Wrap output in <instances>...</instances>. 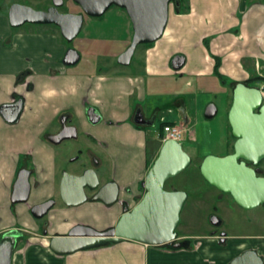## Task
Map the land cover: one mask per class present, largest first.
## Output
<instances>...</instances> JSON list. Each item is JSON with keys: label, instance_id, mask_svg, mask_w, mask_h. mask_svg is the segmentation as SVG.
Wrapping results in <instances>:
<instances>
[{"label": "crops", "instance_id": "obj_1", "mask_svg": "<svg viewBox=\"0 0 264 264\" xmlns=\"http://www.w3.org/2000/svg\"><path fill=\"white\" fill-rule=\"evenodd\" d=\"M187 4L189 9L183 13L169 5L162 36L136 56V71L35 74L31 78L18 70L28 43L24 35L14 36L10 48L0 37V105L23 100L14 123L6 122L0 114V239L7 232L17 236L12 264H230L248 249L255 250L264 261V235L256 238L259 244L247 245L244 236L227 234L222 242L210 232L186 234L182 237L186 242L179 248L124 239L70 254L54 253L48 245L51 236L66 234L75 224L97 230L112 227L125 206L130 209L135 205L144 192L141 181L163 142L161 130L153 136L147 127L158 116L161 123L180 125L184 134L192 133L188 139L201 143L196 153H188L198 165L208 154L223 156L232 151L227 115L233 88L250 78L246 85L261 88L264 84V0H188ZM116 8L114 14H118L125 32L111 40L122 42L125 49L132 37V25L125 10ZM105 22V18L100 20ZM61 53L59 48L56 57ZM175 55L185 59L179 69L171 65ZM213 57L219 59V78L213 74ZM215 89L219 90V104L213 100ZM211 102L217 112L218 107L226 109L219 124L222 144L215 153L208 136L212 134L207 131L209 119L204 117V109ZM90 107L100 115L97 123L88 119ZM138 109L144 118L152 120L151 124L133 121ZM61 115L76 127L77 136L80 129L100 146L108 169L105 181L117 184L119 197L112 206L86 201L56 209L52 212L56 227L52 223L39 232V225L28 212L51 197L60 181L51 146L57 144L49 142L47 136L56 131ZM23 168L31 171L29 197L26 202L13 203V184ZM104 224L106 228L101 229Z\"/></svg>", "mask_w": 264, "mask_h": 264}, {"label": "water", "instance_id": "obj_2", "mask_svg": "<svg viewBox=\"0 0 264 264\" xmlns=\"http://www.w3.org/2000/svg\"><path fill=\"white\" fill-rule=\"evenodd\" d=\"M65 0H51L46 9H34L31 6L12 3L7 12L8 22L12 27L25 23L53 24L60 34L71 42L81 31L84 18L100 17L112 6L123 8L132 25V37L127 47L118 55L117 63L129 65L136 48L159 39L166 27L171 0H73L81 9L76 12H61L59 8ZM80 53L68 47L62 57V63L72 66L79 62ZM182 55H175L171 65L179 69L184 63ZM21 98L0 105V114L8 123H14L22 110ZM217 113L216 105L208 103L204 109L206 119ZM88 119L92 123L100 120L99 113L90 107ZM66 115L61 116V128L47 136L53 144L66 139L77 138V129L66 124ZM231 133L235 137L232 152L217 156L208 154L199 164L203 178L218 190L229 193L240 207L250 209L264 204V176L257 166L264 159V97L256 86L238 82L232 91V102L227 115ZM136 124L148 125L152 120H145L138 109L133 117ZM191 163L190 155L180 142L165 140L158 154L148 168L141 186L144 192L130 209L125 206L114 226L97 230L84 224L73 225L66 234L50 237L49 248L57 254H70L92 247L101 242H117L124 239L154 246H172L179 248L183 242L177 240L176 226L187 193L180 189H165V182L183 171ZM31 171L20 169L13 184L11 201L26 202L30 193L29 176ZM94 191L89 197L86 190ZM59 195L64 205L79 206L86 201H100L112 206L118 201L119 188L113 181L100 185L99 178L92 168L72 174L63 171L59 181ZM55 204L54 199H47L30 208L35 218H42ZM213 225H220L221 219L210 216ZM45 234V231H44ZM225 232L220 233L225 236ZM224 240V239H223ZM17 243L14 232L5 233L0 239V264H12V257ZM230 264H264L263 258L253 249L243 251L234 257Z\"/></svg>", "mask_w": 264, "mask_h": 264}, {"label": "rangeland", "instance_id": "obj_3", "mask_svg": "<svg viewBox=\"0 0 264 264\" xmlns=\"http://www.w3.org/2000/svg\"><path fill=\"white\" fill-rule=\"evenodd\" d=\"M12 3L28 5L34 9H46L51 5V0H0V17H3L0 18V37L3 36V41H6L5 45L10 48L13 45V41H11L13 37L21 34L28 41L23 52L24 62L22 67L18 69L19 71H26V76L33 78L35 74L41 76L42 74L49 75L52 73L57 75L65 73L77 74L80 76L83 72L87 73V71L89 72L88 75L92 73L96 75L102 72L112 74L115 71H136L133 65L136 61V56L140 54L144 47L143 44L137 47L135 57L133 56L130 65L122 66L117 63V57L124 50V44L112 41L111 37L123 36L125 31L118 14H114L113 8L116 7L108 9L101 18L85 16L80 33L71 42H67L60 34L58 27L53 24L25 23L19 27H12L7 17L8 8ZM172 5L173 3L171 2ZM117 9L119 7L115 10ZM59 11L79 13L81 9L73 0H65ZM103 18L106 19L104 24L100 23ZM5 28L6 33L4 34L3 30ZM31 36L32 38H26ZM33 37L35 38L33 39ZM32 42L37 43L33 44ZM68 47H73L80 53V60L76 65L65 66L62 63L63 54ZM59 48L63 49V53L56 57ZM218 91L215 89L213 100L219 104V97H216ZM225 111V108L218 107L216 116L206 120L208 123L207 131L212 134L208 136L214 145L212 148L214 153L219 151L222 144L219 124L221 126ZM165 114V117L170 118L168 113ZM166 120L169 119L166 118ZM76 121L74 120V123ZM53 124H56V121ZM57 127L58 125H56V129ZM147 127L153 136L160 130L162 131V123L159 116L152 125ZM51 130L54 129L52 128ZM188 138L189 136L185 133L180 143L187 153L194 154L200 148L201 143ZM96 143L79 129L77 138L66 139L57 145H51L56 155L55 159L59 168L58 174H62L63 171L76 174L84 169L92 168L95 170L100 183H103L108 178L107 163H105L106 159L100 146ZM99 159L103 161L100 163ZM196 160L191 161L183 171L165 183V189L167 190L180 189L187 193V198L180 211L179 223L175 229L178 237L176 241L182 243V237L186 234H202L210 231L214 226L210 224L209 218L211 215H216L222 220V223L215 229L225 231L226 234L233 237L244 236L247 245L259 244V240L256 238L264 235V207L259 205L245 209L237 206L229 195H223L220 190L210 185L203 178ZM259 167L264 172V160L261 161ZM54 190V194L51 197L44 199L55 200V204L46 215L36 219L28 212L31 219L39 225V232L42 229H47V226L52 223L56 227L57 218H53L52 212L66 206L62 203L59 195V182L54 187ZM29 201H33V198H30ZM99 227L103 229V227L106 228V225H100Z\"/></svg>", "mask_w": 264, "mask_h": 264}, {"label": "built area", "instance_id": "obj_4", "mask_svg": "<svg viewBox=\"0 0 264 264\" xmlns=\"http://www.w3.org/2000/svg\"><path fill=\"white\" fill-rule=\"evenodd\" d=\"M262 96L264 97V84L260 88ZM162 126V141L171 139L180 142L184 135V128L180 125L171 124L163 122ZM192 133H188V136L191 137Z\"/></svg>", "mask_w": 264, "mask_h": 264}, {"label": "trees", "instance_id": "obj_5", "mask_svg": "<svg viewBox=\"0 0 264 264\" xmlns=\"http://www.w3.org/2000/svg\"><path fill=\"white\" fill-rule=\"evenodd\" d=\"M187 1L188 0H171V2L173 3V7H174V10L175 12L177 13H183L185 11H188L189 7H188V4H187ZM112 7H116V6H112ZM122 10H124L123 8H121ZM103 16V15H102ZM102 16L98 17V18H101ZM57 27V26H56ZM151 43H148V44H143L144 46H148L150 45ZM214 60H215V63H214V71H213V74L215 76H217L218 78L221 77L220 76V73L218 71V67H219V59L218 57H213ZM253 78H250L249 80H247L246 82H250ZM245 82V83H246ZM235 84V83H234ZM164 123H162V126H163ZM162 133V131H161ZM199 166V165H198ZM166 183V182H165ZM186 242V241H185ZM110 242H101V243H98L96 245H94L93 247H98V246H102V245H105V244H108ZM167 247H171L172 246H167Z\"/></svg>", "mask_w": 264, "mask_h": 264}, {"label": "flooded vegetation", "instance_id": "obj_6", "mask_svg": "<svg viewBox=\"0 0 264 264\" xmlns=\"http://www.w3.org/2000/svg\"><path fill=\"white\" fill-rule=\"evenodd\" d=\"M137 111V110H136ZM136 111H135V113H136ZM135 115V114H134ZM62 116V115H61ZM61 116H60V118H59V121H58V127H57V129H56V131L54 132V133H56L57 131H59L60 130V128H61ZM144 118V117H143ZM145 120H150V119H147V118H144ZM66 124L67 125H71V124H69V122H68V119H66ZM139 125V124H138ZM143 125V124H142ZM232 145H233V143H234V141H235V137H233V135H232ZM62 142V141H61ZM60 142V143H61ZM232 152V151H231ZM264 160V159H263ZM262 160V161H263ZM261 162H259V164H260ZM259 164H257V166H255V167H259ZM260 168V167H259ZM83 171V170H82ZM82 171H80V172H78V173H81ZM260 175H262V176H264V172H263V170H262V173L260 174ZM107 181H105V182H103V183H100V185L101 184H104V183H106ZM86 192H87V194L89 195V197H91L93 194H94V191H90V190H86ZM220 192H222V191H220ZM222 194L224 195V194H227V195H229V193H225V192H222ZM230 196V195H229ZM119 197V196H118ZM231 197V196H230ZM231 199H232V197H231ZM220 200H221V197H220ZM232 201L235 203V201L232 199ZM237 206H239L237 203H235ZM261 206H263L264 207V204H261ZM209 221H210V218H209ZM221 223H222V220H221ZM210 224L212 225V226H214V228L213 229H211L210 231H208V232H210V233H213L214 235H218V237H219V239H220V241H222V242H224L225 240H223V239H225V237H226V235L227 234H225V236H221L220 235V233H222V232H225V231H222V230H218V229H215L216 227H219L220 225H218V226H216V225H213L211 222H210ZM226 233V232H225ZM183 242V241H182ZM184 243V242H183Z\"/></svg>", "mask_w": 264, "mask_h": 264}]
</instances>
